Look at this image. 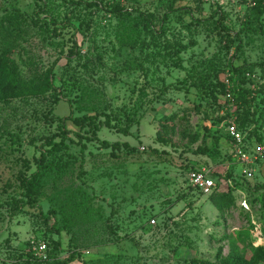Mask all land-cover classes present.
I'll list each match as a JSON object with an SVG mask.
<instances>
[{
  "label": "rangeland",
  "instance_id": "374dc122",
  "mask_svg": "<svg viewBox=\"0 0 264 264\" xmlns=\"http://www.w3.org/2000/svg\"><path fill=\"white\" fill-rule=\"evenodd\" d=\"M263 61L264 0H0V264H264Z\"/></svg>",
  "mask_w": 264,
  "mask_h": 264
},
{
  "label": "trees",
  "instance_id": "16d2710c",
  "mask_svg": "<svg viewBox=\"0 0 264 264\" xmlns=\"http://www.w3.org/2000/svg\"><path fill=\"white\" fill-rule=\"evenodd\" d=\"M60 1H65V0H60ZM86 6H88L89 8H96V9H99V10H103L101 7V5L97 2H91V3H84ZM107 10V12L111 15H114V16H118V17H121L125 14H127V11L121 7H118V6H113L111 8H107L105 9ZM215 17H216V27L220 28L222 31L224 32H229L228 31V28L226 27L225 25V18H226V14L224 12H221V11H216L214 13ZM143 17L146 19L147 17H145L143 15ZM256 67L264 70V61L261 62V63H258L256 65ZM239 69L235 70V71H238ZM95 117L94 116H83L81 118H72L71 115L68 116V117H65L63 119H61V121L65 122V121H70L73 125H75L76 127H78L79 129H82V128H85V127H88V126H92L95 127ZM104 126L108 127V121H106V123H104ZM127 131H128V127H118V132L123 134V135H126L127 134ZM68 133L67 130H65L64 128L62 129V135H63V138L60 142L58 143H53V142H50V143H46L44 145H42L43 147H48V151H43V149L41 150V153H40V156L38 159L35 160V164H36V172L33 173L30 178L25 182V188H26V192H25V196H27V203L30 204V206L32 208H35V209H39V206L35 205V203H33L35 200H34V197H36V193H35V190L33 188V185H32V182H35L37 177H38V172L43 169V165H42V162L45 160L46 158V155L48 154H51V153H55V152H58L60 151L62 148H66V145H64V141L65 140H68L67 137H66V134ZM74 136L79 139L77 141V145L80 147V162H79V168H80V174H83L84 171H83V166H84V155H83V152L85 150V146L82 145L80 139H81V135L80 133H73ZM214 178V177H213ZM212 196H215L214 192L209 196V197H212ZM216 197V196H215ZM214 197V198H215ZM219 198H226L224 195H219L217 196ZM263 207H264V204H263ZM45 220H47V218H44ZM69 262H59L58 264H68Z\"/></svg>",
  "mask_w": 264,
  "mask_h": 264
},
{
  "label": "built area",
  "instance_id": "2783aa9c",
  "mask_svg": "<svg viewBox=\"0 0 264 264\" xmlns=\"http://www.w3.org/2000/svg\"><path fill=\"white\" fill-rule=\"evenodd\" d=\"M228 134L233 145L232 152L241 165L247 166L251 163L252 157L248 156L245 152L243 145L244 137L234 126L228 128ZM245 173L248 178L251 177V173L247 171H245ZM188 183L192 189L203 196H210L216 188L215 180L208 171H194L190 173L188 176ZM152 223L154 222L152 221Z\"/></svg>",
  "mask_w": 264,
  "mask_h": 264
}]
</instances>
